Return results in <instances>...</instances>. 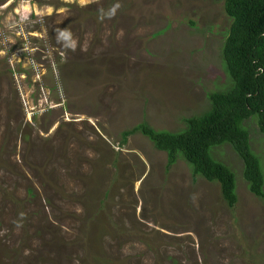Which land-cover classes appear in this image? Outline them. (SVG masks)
Listing matches in <instances>:
<instances>
[{"label": "rangeland", "instance_id": "1", "mask_svg": "<svg viewBox=\"0 0 264 264\" xmlns=\"http://www.w3.org/2000/svg\"><path fill=\"white\" fill-rule=\"evenodd\" d=\"M229 26L224 0H0V264H264V201L229 144L209 154L233 208L181 156L120 144L209 108Z\"/></svg>", "mask_w": 264, "mask_h": 264}, {"label": "trees", "instance_id": "2", "mask_svg": "<svg viewBox=\"0 0 264 264\" xmlns=\"http://www.w3.org/2000/svg\"><path fill=\"white\" fill-rule=\"evenodd\" d=\"M230 26L221 49V60L230 85L207 94L209 108L198 116L183 119L184 130H155L140 123L120 134L121 146L127 138L140 134L165 153L166 166L178 157L191 166V177L219 184L222 200L233 208L237 197L233 173L214 160L209 150L229 144L242 162L247 190L264 201V180L259 161L249 145L245 122L254 119L264 137V0H224Z\"/></svg>", "mask_w": 264, "mask_h": 264}, {"label": "clouds", "instance_id": "3", "mask_svg": "<svg viewBox=\"0 0 264 264\" xmlns=\"http://www.w3.org/2000/svg\"><path fill=\"white\" fill-rule=\"evenodd\" d=\"M120 7V5L119 4H117L109 13H108V15H114L115 14V11H116V9L117 8H119ZM69 38H70V34L67 32V31H61L60 33H59V36H58V40H65V41H67V40H69ZM66 47H70V48H72L73 50L75 49V43L73 42V43H70V44H67V45H65Z\"/></svg>", "mask_w": 264, "mask_h": 264}, {"label": "bare ground", "instance_id": "4", "mask_svg": "<svg viewBox=\"0 0 264 264\" xmlns=\"http://www.w3.org/2000/svg\"><path fill=\"white\" fill-rule=\"evenodd\" d=\"M48 12V11H47ZM35 36V35H34Z\"/></svg>", "mask_w": 264, "mask_h": 264}]
</instances>
